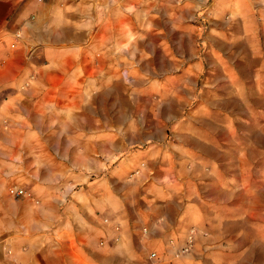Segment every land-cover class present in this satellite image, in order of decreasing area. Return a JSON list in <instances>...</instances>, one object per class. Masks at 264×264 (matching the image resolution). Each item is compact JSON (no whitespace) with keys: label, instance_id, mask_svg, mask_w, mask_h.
<instances>
[{"label":"crops","instance_id":"obj_1","mask_svg":"<svg viewBox=\"0 0 264 264\" xmlns=\"http://www.w3.org/2000/svg\"><path fill=\"white\" fill-rule=\"evenodd\" d=\"M0 264H264V0H0Z\"/></svg>","mask_w":264,"mask_h":264},{"label":"built area","instance_id":"obj_2","mask_svg":"<svg viewBox=\"0 0 264 264\" xmlns=\"http://www.w3.org/2000/svg\"><path fill=\"white\" fill-rule=\"evenodd\" d=\"M16 37H19V35H17ZM16 45V43H11V48H14ZM15 194L21 197H31V194L28 193V191H26L25 189L22 188H16L15 189ZM195 245V235H194V230H190L184 240V243L177 248L176 250L173 251L172 257L173 258H179L181 255L184 254H189L191 252V250L193 249ZM151 257H157L156 253H151L150 254Z\"/></svg>","mask_w":264,"mask_h":264},{"label":"rangeland","instance_id":"obj_3","mask_svg":"<svg viewBox=\"0 0 264 264\" xmlns=\"http://www.w3.org/2000/svg\"><path fill=\"white\" fill-rule=\"evenodd\" d=\"M104 121H106V122L109 124V120H105V119H104ZM10 185H16V186H18V187H21L19 183H16V181H9L8 186H10ZM8 186H7V187H8ZM192 229L194 230V235H195V245H194L193 249L191 250V252H190L189 254H184V255H181L179 258H174V259L185 260V261H187L186 258H187L188 255H190V254L193 252V250H194V248H195V246H196V244H197V242H198V238H199V236L206 237V236L208 235V233H207L206 231L198 230L196 227H190V228L187 230V232H186V234H185V237H186L187 233H188L190 230H192ZM184 240H185V239H184ZM183 243H184V242H183ZM179 247H180V246H179ZM179 247H177V248H179ZM177 248H176V249H177ZM176 249H175V250H176ZM172 254H173V252H172ZM189 262H190V261H189Z\"/></svg>","mask_w":264,"mask_h":264}]
</instances>
